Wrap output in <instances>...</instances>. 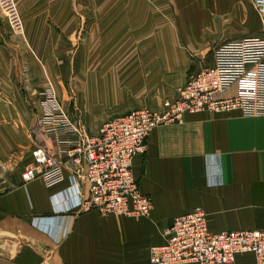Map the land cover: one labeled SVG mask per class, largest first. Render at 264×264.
<instances>
[{"label": "crops", "instance_id": "1", "mask_svg": "<svg viewBox=\"0 0 264 264\" xmlns=\"http://www.w3.org/2000/svg\"><path fill=\"white\" fill-rule=\"evenodd\" d=\"M14 16L16 31L31 34L38 49L33 64L80 65L75 77L90 82L85 111L118 115L160 108L177 94L169 81H187L212 65L220 44L264 37L252 0H0V264H150L162 229L194 208L205 211L211 232L264 230V115L186 113L183 122L152 130L146 151L132 160L140 191L152 200L146 217L67 213L74 202L62 193L71 184L67 173L51 187L41 178L23 183L36 144L26 150L16 130L24 128L23 91L8 90L23 62L21 55L9 63L4 52V20ZM124 80L127 93L108 83ZM93 89L96 100L108 98L98 109L90 108ZM234 93L232 87L221 96ZM124 96L131 100L115 103ZM81 190L86 194L84 184ZM234 264L258 263L239 253Z\"/></svg>", "mask_w": 264, "mask_h": 264}, {"label": "built area", "instance_id": "2", "mask_svg": "<svg viewBox=\"0 0 264 264\" xmlns=\"http://www.w3.org/2000/svg\"><path fill=\"white\" fill-rule=\"evenodd\" d=\"M252 3L264 20V0ZM232 87L233 95L221 96ZM51 111L37 123L40 136L33 162L21 173L22 182L41 178L51 187L64 182L67 173L71 184L62 193L66 201L74 200L66 206L67 213L96 210L103 216H149L152 200L140 191L132 172L133 157L146 151L152 130L181 123L186 113L264 115V37L220 44L214 49L213 64L191 74L160 108H137L113 116L94 132L82 122H73L58 106ZM54 228L57 237L59 228ZM162 235L164 242L149 249L150 264H234L239 253H251L258 264H264V230L211 232L201 208L176 216Z\"/></svg>", "mask_w": 264, "mask_h": 264}, {"label": "rangeland", "instance_id": "3", "mask_svg": "<svg viewBox=\"0 0 264 264\" xmlns=\"http://www.w3.org/2000/svg\"><path fill=\"white\" fill-rule=\"evenodd\" d=\"M7 18L4 20V23L8 26L9 32L7 33V37L5 39L7 46L4 52L9 58V63H11V60L14 62L17 57H21V55H23V62L20 65L21 74L15 76V72H13L11 77L12 81L8 82V90L10 91L12 88H14L18 91H23L22 93L24 97L22 106L24 109V128L16 130L25 138V149L31 145H28V142L31 143L32 141L35 143L39 138L40 135L36 133L37 123L43 117L51 116L53 114V111L51 110L55 106H58L63 112L71 117L73 122L84 123L91 132L96 131L101 123L105 120L118 115L112 113L95 112V110L86 112V108L89 109V106L85 105V98L87 95L86 85L90 82L79 81L78 77H75V75L79 73L80 65H60L59 68H57L47 64H33V57H36L37 59L38 49L33 50L31 47V34L25 33L24 30L21 31V28L17 29L16 31L17 27L15 24V16L11 19ZM45 52L47 53V50H45ZM67 73L70 75L64 79V76H66ZM185 82L186 80L183 82L180 80H173L169 81V84L173 86V89L171 88L173 92L176 88L177 93ZM104 83L106 84V82ZM108 83L114 87L113 91H116L117 88L122 87L125 88L123 89L125 93L128 92L127 86L129 81L127 80L108 81ZM135 83L139 88L147 87L142 81ZM175 84L178 85L176 86ZM168 89L170 90V88ZM89 92V97L93 104V106L90 107L91 109H98L103 103H107L106 99L108 98L106 97L103 98L104 100L102 99L103 101L96 100V94H94L95 89L90 90ZM127 99L131 100V98L124 96L119 97V99H114V101L117 104H124L126 103ZM136 99L149 102L151 98L137 97ZM20 115L22 116V114ZM33 151H30L32 156Z\"/></svg>", "mask_w": 264, "mask_h": 264}]
</instances>
